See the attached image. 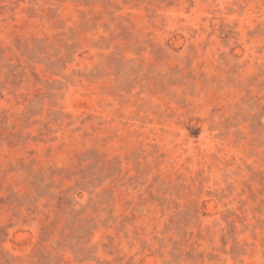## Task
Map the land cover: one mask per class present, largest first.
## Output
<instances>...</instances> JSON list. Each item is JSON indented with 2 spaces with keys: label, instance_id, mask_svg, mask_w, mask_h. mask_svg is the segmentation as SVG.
Listing matches in <instances>:
<instances>
[{
  "label": "rangeland",
  "instance_id": "obj_1",
  "mask_svg": "<svg viewBox=\"0 0 264 264\" xmlns=\"http://www.w3.org/2000/svg\"><path fill=\"white\" fill-rule=\"evenodd\" d=\"M0 264H264V0H0Z\"/></svg>",
  "mask_w": 264,
  "mask_h": 264
}]
</instances>
